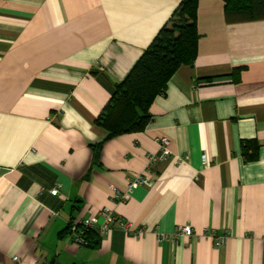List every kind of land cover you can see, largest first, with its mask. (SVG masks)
Segmentation results:
<instances>
[{
    "label": "crops",
    "instance_id": "obj_1",
    "mask_svg": "<svg viewBox=\"0 0 264 264\" xmlns=\"http://www.w3.org/2000/svg\"><path fill=\"white\" fill-rule=\"evenodd\" d=\"M182 2L0 0V264H264V21L229 24L222 0H199L198 57L145 130L97 125ZM164 138L171 159L150 165ZM141 175L150 186L116 198ZM105 208L142 236L115 224L77 244L70 224L101 225Z\"/></svg>",
    "mask_w": 264,
    "mask_h": 264
},
{
    "label": "trees",
    "instance_id": "obj_2",
    "mask_svg": "<svg viewBox=\"0 0 264 264\" xmlns=\"http://www.w3.org/2000/svg\"><path fill=\"white\" fill-rule=\"evenodd\" d=\"M222 1L229 24L264 21V0ZM198 5L199 0H183L170 26L160 31L128 77L117 85L110 103L97 120V125L108 132V139L144 131L151 121L150 107L154 100L166 93L178 69L194 65L200 40ZM258 151L255 141L247 142L246 160L256 161ZM85 240L91 248L101 241V236L90 231Z\"/></svg>",
    "mask_w": 264,
    "mask_h": 264
},
{
    "label": "built area",
    "instance_id": "obj_3",
    "mask_svg": "<svg viewBox=\"0 0 264 264\" xmlns=\"http://www.w3.org/2000/svg\"><path fill=\"white\" fill-rule=\"evenodd\" d=\"M172 157V154L169 150V140L164 138L160 142V148L158 154L149 156L150 165L153 162L156 161H168ZM204 163H207V158L204 156L203 158ZM151 180L143 175L139 176L135 181H133L129 186V191L125 194H120L116 188H113V191L116 194V198H118L121 201H126L129 199V193L133 190L134 185H142V186H150ZM59 189L56 188L51 191L53 195H58ZM100 217L103 219V223L101 225H98L96 220L94 219H88L80 224L73 223L71 224V234L74 236V240L77 244L80 246H87V241L85 240V235L90 231H95L100 236H105L109 234L111 228L113 225L117 224L120 225L123 230L130 235L135 236H142L144 233L143 229H135L134 224L128 221H124L120 218H118L114 213L109 209L105 208L100 212ZM178 234H184L186 236H193L194 231L191 226H184L179 228ZM231 233L229 230H226L223 235L217 236L216 234H211L210 237L214 240V244L217 247L223 246L228 239L230 238ZM164 238V236H160V238ZM18 258H15V261H17Z\"/></svg>",
    "mask_w": 264,
    "mask_h": 264
}]
</instances>
